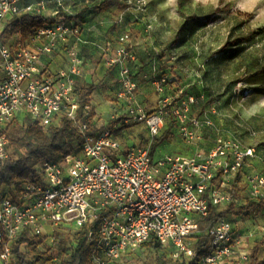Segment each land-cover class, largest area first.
I'll return each mask as SVG.
<instances>
[{"label":"built area","instance_id":"built-area-1","mask_svg":"<svg viewBox=\"0 0 264 264\" xmlns=\"http://www.w3.org/2000/svg\"><path fill=\"white\" fill-rule=\"evenodd\" d=\"M60 3L0 0V167L11 158L9 131L17 123L29 120L47 129L65 118L79 135L89 129L86 119L91 108L82 107L75 93L84 69L83 37L66 15L51 10ZM21 14L52 16L54 22L29 40L10 45L3 37L4 27ZM129 42L130 36L125 35L117 46H109L104 63L108 68L120 67L115 112H123L125 123L145 124L148 143L125 150L118 136L106 129L87 137L78 153L40 164V181L27 183L17 202L8 195L1 197L0 264H20L12 245L23 233L34 237L42 251L57 259V233L62 229L78 231L88 223L99 224L94 264H117L153 239L163 248L173 249L174 259L192 258L200 221L211 207L233 202L236 179L255 158V149L224 136L215 122L216 109L193 115L194 96L175 104L164 97L154 113L137 103V85L128 66L135 61ZM61 52L66 65L54 70L51 61ZM165 83L163 79L156 85L161 95ZM169 117L185 145L195 150L153 158L152 141L161 135ZM120 118L112 116L113 121ZM208 133L215 137L213 145L198 150ZM246 180L252 195L260 198L264 177L251 173ZM206 235L211 238V251L205 264H245L250 260L245 238L230 221H219ZM42 241L49 247H43Z\"/></svg>","mask_w":264,"mask_h":264},{"label":"rangeland","instance_id":"rangeland-1","mask_svg":"<svg viewBox=\"0 0 264 264\" xmlns=\"http://www.w3.org/2000/svg\"><path fill=\"white\" fill-rule=\"evenodd\" d=\"M57 1H61V6H55L53 11L72 17L71 26L79 27L83 37L80 50L85 58L84 76L79 85L99 87L90 104V108L96 110L94 123L99 128L111 127L114 114L121 117L119 124L125 123L123 112H115L120 67L107 74L109 68L105 66L104 56L109 46H117L120 37L129 35L135 57L134 62L128 63L137 85L134 100L149 113L158 111L164 97L175 104L183 97L194 96L197 102L193 115L216 109L215 122L225 132L224 136L235 137L245 147L255 149V158L249 160L244 169L237 206L264 202V190L260 198L254 197L246 180L251 173L264 177V34L219 53L228 42L234 43L240 37L264 29V0H118L117 5L106 12L97 10L106 0ZM193 16L200 20L187 21L186 18ZM176 37L178 42L171 47ZM19 40L17 30L8 31V44L14 45ZM64 54L56 55L55 68L62 69L66 65ZM163 79L166 83L161 95L156 85ZM172 122L173 118L169 117L164 129ZM22 127L23 123L13 125L10 137L20 138ZM118 138L125 150L143 147L148 142L149 131L145 124H136ZM213 143L214 136L206 134L197 148L205 150ZM189 150L195 149H189L182 138L175 135L158 149L156 156L188 154ZM8 193L6 187L0 186V201ZM225 219L245 238L251 254L260 245L258 258L264 260V206L254 214L229 215ZM42 242L46 248L48 243ZM174 252L164 248L155 254L141 248L118 264H157L158 258L162 264H174Z\"/></svg>","mask_w":264,"mask_h":264},{"label":"trees","instance_id":"trees-1","mask_svg":"<svg viewBox=\"0 0 264 264\" xmlns=\"http://www.w3.org/2000/svg\"><path fill=\"white\" fill-rule=\"evenodd\" d=\"M117 3L118 0H106L99 4L97 10L99 12H106L114 5H117ZM67 18L69 20L72 19V17L69 16H67ZM186 19L189 22L200 20V18L195 16ZM53 22L54 18L52 16L21 14L5 25L3 37L6 38L9 30H17L20 34V40L18 42H25L29 40L30 37H33L39 29L51 25ZM261 34H264V29L240 37L234 43L228 42L220 49L219 53H223L231 45L246 43ZM177 42L178 37H176L170 46L173 47ZM17 43H15V45ZM115 68L116 67L109 68L107 74H112ZM98 90V85L94 84L76 86L75 93L80 97L82 107L90 106L92 98ZM95 117L96 110L91 108L90 115L86 119L89 124V129L83 135L76 133L69 126L65 118H62L58 124L47 129L26 120L22 127V136L20 138L10 137L9 149L12 151L11 158L0 167V186L7 188L9 192L8 196L12 197V199L17 202L27 183H37L40 181L37 170L40 164L59 161L67 155L78 153L87 137L97 136L106 129H110L114 135L119 137L122 136L124 131L138 124H119L121 120H118L114 121L111 127L102 126L99 128L93 121ZM175 135L179 134L177 125L173 120L167 129H163L159 137L153 139L151 144V157H157L156 153L158 149L162 148L163 145L173 139ZM244 178L245 173L243 170L238 175L234 184V200L232 203L220 208L211 207L208 216L200 221L199 232L193 238L195 256L188 259L183 258L181 260L173 259L172 261H174V264H205L204 260L211 251V238L206 235V232L210 228L229 215L242 217L254 214L264 206L263 201L248 202L245 206H237L238 192ZM56 236L57 259H55L54 254L42 251L39 248V242L27 233H23L14 241L12 245L13 253L20 264H94V255L98 252V223H88L78 231L68 229L67 232H58ZM142 248L146 251H153L155 254H159L164 249L155 239L144 244ZM1 249L0 246V252ZM260 249V245L256 246L252 251L250 260L245 264H264V260L258 258ZM157 264H162L161 258L157 259Z\"/></svg>","mask_w":264,"mask_h":264},{"label":"crops","instance_id":"crops-1","mask_svg":"<svg viewBox=\"0 0 264 264\" xmlns=\"http://www.w3.org/2000/svg\"><path fill=\"white\" fill-rule=\"evenodd\" d=\"M51 8H52L51 10L53 11L54 8H55V5H52ZM52 11H51V12H52ZM81 49H82V47H81ZM61 53H63V52H61ZM57 57H58V56H55V58L51 61V67H52L54 70H58L57 67H56V68L54 67V66L56 65L55 61L57 62ZM64 57H65V54H64ZM84 59H85V58H84ZM83 76H84V73L82 74V77L78 79V81H77V85L80 84V82H81Z\"/></svg>","mask_w":264,"mask_h":264}]
</instances>
